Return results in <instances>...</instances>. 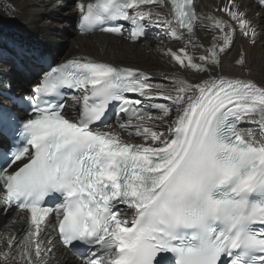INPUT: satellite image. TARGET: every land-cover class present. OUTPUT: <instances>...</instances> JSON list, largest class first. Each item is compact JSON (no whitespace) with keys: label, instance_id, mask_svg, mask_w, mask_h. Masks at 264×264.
<instances>
[{"label":"snow or ice","instance_id":"snow-or-ice-1","mask_svg":"<svg viewBox=\"0 0 264 264\" xmlns=\"http://www.w3.org/2000/svg\"><path fill=\"white\" fill-rule=\"evenodd\" d=\"M77 6L82 33L99 26L123 35V21L135 42L148 27L163 29L178 47L161 42L158 51L175 71L157 84L139 69L73 58L35 84L26 119L0 108V136L12 141L10 150H0V204L23 213L26 223L20 232H0V264H52L46 232L53 220L63 247L87 246L81 264H225V258L264 264V85L221 70L237 33L257 43L243 6L238 0L210 12H201L198 0ZM198 29L211 32L210 46ZM235 63L246 64L242 51ZM129 94L165 102L141 107L142 99ZM113 101L128 117L118 126L103 122ZM249 123L259 134L243 127ZM46 197H55L54 206Z\"/></svg>","mask_w":264,"mask_h":264},{"label":"bare ground","instance_id":"bare-ground-1","mask_svg":"<svg viewBox=\"0 0 264 264\" xmlns=\"http://www.w3.org/2000/svg\"><path fill=\"white\" fill-rule=\"evenodd\" d=\"M72 1L0 0V29L2 28L8 34L3 38L4 33H0V91L11 80H13V87L17 93L24 90L25 87L33 88L34 84L38 82L36 75L40 71L39 68L25 64L29 60L28 56L38 54V49H30L28 42L43 47L41 52L48 51L56 57L61 51V55L64 54L61 61L70 59L71 56L103 60L116 67L139 69L152 76V83H166L162 79V74L167 72L172 75L175 68L161 55L158 46L161 45V42H163V47L176 48L178 45L163 29L156 32L155 38L139 44H132L128 39L105 35L82 37L78 33L76 23L73 22L81 15L77 6L81 0H77L76 4H73ZM89 1L82 0L85 4ZM225 2L226 0H198L201 12L213 11ZM238 2L257 27V43L252 46L237 33L231 50L221 56V70L225 75L251 79L259 85H264V7L261 6L260 0H238ZM217 14L223 15V13ZM25 31L28 32L25 33ZM197 36L201 43L210 46L211 32L198 29ZM32 37L37 40L40 38L45 45H42L40 41H31ZM24 51L27 52L26 57L23 56ZM241 51L246 56V64L243 68L235 63ZM196 54L198 56L202 54V51H197ZM53 58L55 60L54 56ZM184 75L193 81L199 79V76L192 72H186ZM141 99L142 106L150 102H165L162 99L153 101ZM71 111L73 110L71 109ZM149 111L153 114L156 112L154 109H149ZM243 127L259 134L257 126L254 124H245ZM127 139L129 138L127 137ZM131 142L141 143L142 141L132 139ZM1 195L2 192H0ZM23 215L19 212L2 210L0 212V232L11 229L20 232L26 227L24 219L20 218ZM54 227L55 220H53V226L49 227L46 232V238L51 241L53 248L48 259L52 261V264H81L82 259L74 258L68 250L61 247Z\"/></svg>","mask_w":264,"mask_h":264},{"label":"rangeland","instance_id":"rangeland-1","mask_svg":"<svg viewBox=\"0 0 264 264\" xmlns=\"http://www.w3.org/2000/svg\"><path fill=\"white\" fill-rule=\"evenodd\" d=\"M71 1H72V0H71ZM74 1H75V2H74ZM76 2H77V0H73V1H72L73 4H74V3L76 4ZM263 7H264V6H263ZM60 31H64V30H60ZM75 31H76V29H75ZM26 32H28V31H25V33H26ZM0 33H4V37H3V38H5V37L8 35V34H6V33L4 32V30H2V28L0 29ZM22 35H23V34H22ZM25 37H27V36H25ZM3 38H2V39H3ZM23 38H24V35H23ZM32 38H33L34 40H33V39H30L31 41H40V43H41L42 45H45L44 43H42V40H41L40 38H39L38 40L35 39L34 37H32ZM31 43H33V42H31ZM37 43H38V42H37ZM40 43H39V44H40ZM47 52H48V51H47ZM49 53H50V52H49ZM53 53H54V51H53ZM50 55H51V57L54 56V57L56 58L55 62L58 61V60H63L62 58H63V56H64V54L61 55V51L59 52V55H58L57 57H56L55 55H53V54H50ZM71 58H76V56H74V57L71 56L70 59H71ZM25 89H28V88L25 87ZM25 94H27V93H25Z\"/></svg>","mask_w":264,"mask_h":264}]
</instances>
